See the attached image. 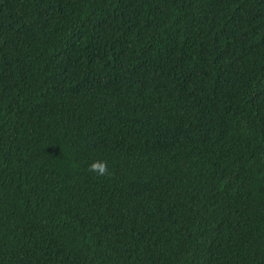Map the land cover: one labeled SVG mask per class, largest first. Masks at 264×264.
<instances>
[{
  "label": "trees",
  "instance_id": "obj_1",
  "mask_svg": "<svg viewBox=\"0 0 264 264\" xmlns=\"http://www.w3.org/2000/svg\"><path fill=\"white\" fill-rule=\"evenodd\" d=\"M0 264H264V0H0Z\"/></svg>",
  "mask_w": 264,
  "mask_h": 264
},
{
  "label": "clouds",
  "instance_id": "obj_2",
  "mask_svg": "<svg viewBox=\"0 0 264 264\" xmlns=\"http://www.w3.org/2000/svg\"><path fill=\"white\" fill-rule=\"evenodd\" d=\"M88 170L97 176H108L111 173L108 170L107 161L96 160L88 165Z\"/></svg>",
  "mask_w": 264,
  "mask_h": 264
}]
</instances>
